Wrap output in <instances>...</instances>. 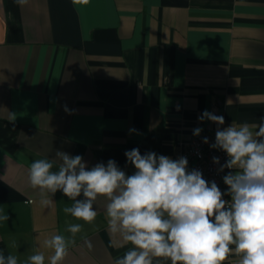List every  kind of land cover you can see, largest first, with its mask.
I'll list each match as a JSON object with an SVG mask.
<instances>
[{"label":"crops","instance_id":"1","mask_svg":"<svg viewBox=\"0 0 264 264\" xmlns=\"http://www.w3.org/2000/svg\"><path fill=\"white\" fill-rule=\"evenodd\" d=\"M205 110L264 123V0H0V253L48 264L42 241L79 223L63 264H114L133 245L110 232L108 201L91 224L60 191L43 206L30 164L61 150L131 175L125 151L173 158L193 129L215 132Z\"/></svg>","mask_w":264,"mask_h":264},{"label":"clouds","instance_id":"2","mask_svg":"<svg viewBox=\"0 0 264 264\" xmlns=\"http://www.w3.org/2000/svg\"><path fill=\"white\" fill-rule=\"evenodd\" d=\"M17 3L24 6L28 0ZM198 120L217 125L215 142L209 146L228 157L224 164L219 157H212L213 164L219 165L218 172L229 170L222 177L226 191L222 192L215 180H206L200 170H189L185 156L173 159L154 151L141 154L138 148L124 153L135 168L131 175L113 159L89 168L81 155L56 150L55 158L30 164L29 183L39 189L43 206H50L60 191L73 202L63 212L88 224L97 217L95 202L104 197L110 232L133 245L114 264H160L161 260L225 264L233 255L235 264H264V123L256 126L257 130L248 123L221 127L224 116L208 110ZM202 131L197 127L193 135L200 136ZM203 143H209L207 137ZM57 161L58 171H52ZM9 219L8 214H0V221ZM81 230V224L69 223L70 237L55 234L42 241L41 247L51 251L48 264H63ZM85 243L91 250L92 243ZM45 261L44 251H36L24 262L0 253V264Z\"/></svg>","mask_w":264,"mask_h":264},{"label":"built area","instance_id":"3","mask_svg":"<svg viewBox=\"0 0 264 264\" xmlns=\"http://www.w3.org/2000/svg\"><path fill=\"white\" fill-rule=\"evenodd\" d=\"M207 137L209 143H203V138ZM215 142V132L201 133L200 136H193L189 141H178L175 144V151L173 159L180 156L187 157L189 164L188 168L198 169L203 173V177L208 181H213L218 184L220 189L225 191L222 177L227 173L228 169L223 172H218L219 165L212 162V157L217 156L220 158V164H224L228 159L226 153L223 151L210 148V144ZM226 200L230 197L225 196Z\"/></svg>","mask_w":264,"mask_h":264}]
</instances>
